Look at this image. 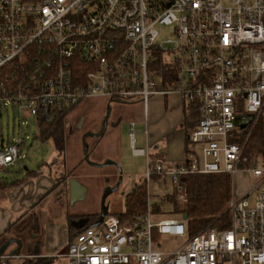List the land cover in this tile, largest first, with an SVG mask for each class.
Here are the masks:
<instances>
[{
    "label": "built area",
    "instance_id": "1",
    "mask_svg": "<svg viewBox=\"0 0 264 264\" xmlns=\"http://www.w3.org/2000/svg\"><path fill=\"white\" fill-rule=\"evenodd\" d=\"M174 95L185 110L199 106L185 161L166 165L138 148L135 123L133 154L154 156L147 180L169 178L176 197L189 176H230V229L189 237L184 219L155 222L149 206L131 224L105 216L79 232L69 264H264V158L248 154L264 127V0H0V116L11 107L39 126L103 99L141 103L147 117L151 100ZM2 140L0 173L23 158L30 137ZM241 175L251 182L239 195ZM161 237L186 241L166 252ZM21 257L5 251L0 262Z\"/></svg>",
    "mask_w": 264,
    "mask_h": 264
},
{
    "label": "rangeland",
    "instance_id": "2",
    "mask_svg": "<svg viewBox=\"0 0 264 264\" xmlns=\"http://www.w3.org/2000/svg\"><path fill=\"white\" fill-rule=\"evenodd\" d=\"M162 35L164 38H169L171 36L165 30L162 31ZM174 96L177 97L179 95ZM180 98L182 101L183 99L181 96ZM94 101L95 100L81 103L82 106L78 107L77 110L68 116L66 130L67 146L65 153L62 155L58 154L52 140L44 142L41 139L36 119H25L23 123H21L18 115L14 113L11 107L8 111L5 110L3 115L0 116V144L2 138H4L6 142H17L20 136H29L30 140L27 141V146L22 152L23 158L5 172H1L0 178H3V180H5L4 182L9 184L18 181L28 182V175L30 172L38 171L41 174L39 175L40 177L44 175L46 178L56 179V184H58L67 174L70 177L76 175L82 178L81 180L83 183L89 184L90 189H88L87 196L82 201L77 202V204L70 203V200L65 197V202L61 203V206L64 207L61 209L62 213L64 212L65 215L70 216L100 215L103 217L107 211H111L112 207L114 208V212H123L125 209L124 202L126 191L120 187V184L123 183L121 181V179L123 180V172L121 170L122 167L119 165V161H129L130 166H128V168L131 167L135 173L142 162V159L136 158L133 154L129 134L131 122L136 123L137 133H141L145 129L144 106H142V104L114 105L115 107L118 106V112L120 115H124V119L116 124L115 128H112L107 118L109 114L108 107L104 102L98 101L96 103V101ZM84 118L85 121L83 120ZM27 122H30L28 126ZM144 139L143 135H137L138 148L141 147V140ZM151 154L153 155L154 153ZM61 164H65L67 168L60 170L59 166ZM26 168L27 170H25ZM103 168L113 169L114 177L112 179L109 177V179L101 178V180H92L88 176L89 174L92 175L101 172ZM33 181H30V183ZM250 182L251 180L248 177L244 175L239 176L236 183V193L239 195L242 194L247 187L250 186ZM25 183L16 188L27 185V183ZM149 191L151 194L150 204L153 206L161 205L163 213H171V206L166 204L162 205L161 201L167 199L168 196H175L172 183L161 178L159 180L153 179L149 183L148 194ZM58 194L59 193H54L50 196V200L52 201L50 205L51 209L46 207L45 211L55 208L54 205L58 200ZM175 199L182 203L183 195ZM250 202H253V198L250 199ZM59 210H57V212H59ZM45 211L42 210L41 213L40 208L34 210L28 209L26 216H24L25 212H23L15 220V222H17L18 219L24 217L21 223L15 226L16 230L20 232V237L24 242H31L33 239L32 237L34 235L32 229L34 226L35 214H41V218L44 220ZM166 217L171 216L162 215L156 218L155 222ZM39 218L37 219L40 225ZM44 225L46 226V224ZM78 225H81V222H75L69 218L58 219L54 232L50 234V236L47 234L46 238H50L47 240L50 248L61 243L58 251L62 252L58 254L57 258L51 259L48 264H69V259L65 257L70 244L68 232L73 227L77 228ZM40 230L41 226L39 232ZM185 241L186 239L161 237L159 243L160 247H157L166 252H173L184 244ZM41 246L42 244H40L38 248ZM34 256L37 255L24 258V261H32L35 259L33 258ZM8 264H16V262L11 260Z\"/></svg>",
    "mask_w": 264,
    "mask_h": 264
},
{
    "label": "crops",
    "instance_id": "3",
    "mask_svg": "<svg viewBox=\"0 0 264 264\" xmlns=\"http://www.w3.org/2000/svg\"><path fill=\"white\" fill-rule=\"evenodd\" d=\"M93 100H95L96 103L98 101L104 102V104L108 107L109 114L107 115V118L112 128H115L116 124L120 123L124 119V115H120L118 112V106L125 104L114 103L109 105L108 102L103 99ZM114 105L118 106L115 107ZM135 105H141V103H137ZM80 106H82V104ZM185 118V103L183 100L181 101L180 96L159 97L151 100L148 107L147 117L146 113L144 112L145 129L141 133L136 132L137 135L141 134L145 138L144 140H141L140 148L145 149L148 147L150 154L154 153L153 155L160 156V160H162L166 165H177L183 163L185 161L186 154L189 148L187 142L188 133L184 125ZM83 120L85 121V118ZM136 128L137 125L135 123V131ZM135 157L142 159V162L138 167L136 173L132 170L131 167L128 168V166H130L129 161H119V165L122 167L121 170L123 172V180L121 179L123 183L120 184V187L126 191V196L135 189L136 185L146 181L148 182L149 188V183L153 179H160V177L155 176L150 180H147L146 177L148 171V163L149 161L154 160V156H151L149 161L145 157ZM66 168L67 167L65 164H61L59 166L60 170ZM113 172V169L103 168L101 172L92 175L89 174L88 176L92 180H101V178L109 179V177H111L110 179H112L114 177ZM81 179V177H78L76 175L70 177L67 174L62 180H60L59 177L60 183L56 184V179L46 178L43 175L41 177L38 176L33 179L34 181L28 180V182H26L27 185H24L20 188H14L10 191L0 189V253L2 252V250H4V252L6 251V253H16L18 255H21V258L12 261L16 262V264H24V258H30L29 256L34 255L33 253L38 247V244H42V246L39 248V255L34 256L33 258L42 257L46 260L45 264L49 263L51 259L57 258L58 254L62 252L58 251L61 243L55 247L50 248L47 241L50 238H46V236L47 234H49L50 236V234L54 232L59 218H69L75 222L78 221L76 220V218L81 215H65V213H62L61 211V209L64 208L61 206V203L65 202L64 199L66 197L70 200V203L77 204V202L82 201L87 196L88 189H90L89 184L83 183ZM161 179L170 181L169 178ZM30 181L33 182L30 183ZM54 193H59L57 195L58 200L54 205L55 208L49 211H45L46 207H49V209H51L50 205L52 201L50 200V196ZM149 198H151L150 191ZM39 208L41 210V213L42 210L45 211V219L43 220L41 218V214H35L34 220L35 217H40L39 220L41 223V230L38 234H35L33 231V226L32 233L34 236L32 237V241L24 242L20 237V232L15 228L17 224L21 223L24 217L18 219L17 222H15V220L23 212H25L24 216H26V212L28 209L34 210ZM57 210H59V212H57ZM111 211H114L113 207ZM78 222H81V225H78L77 228H71L68 232V237H70L69 243H71L80 232L79 228L86 223V220ZM44 224H46V226ZM71 231L74 235L73 238H71Z\"/></svg>",
    "mask_w": 264,
    "mask_h": 264
},
{
    "label": "trees",
    "instance_id": "4",
    "mask_svg": "<svg viewBox=\"0 0 264 264\" xmlns=\"http://www.w3.org/2000/svg\"><path fill=\"white\" fill-rule=\"evenodd\" d=\"M154 66L161 69L162 62L158 59ZM72 107L64 112L56 115L51 123L41 121L40 137L46 142L52 140L54 142L56 151L62 155L66 151V130L67 118L78 107ZM185 128L188 135L194 131L200 120L199 106L191 105L188 110H185ZM248 154L253 157L264 158V127L258 126L252 134L249 141ZM40 175V172H30L28 179L31 180ZM26 181H18L12 184L4 182L0 185V189L10 191L18 186H21ZM185 191L183 194V202L176 200V196H168L167 199L161 201V204L169 205L172 208L171 213H163L161 205L153 206L149 202L148 182L138 184L135 189L125 197V209L123 212L108 211L106 216L118 217L123 224H131L140 216L147 214L150 208L155 218L162 215H169L171 217L181 218L187 216L186 224L188 228V236L193 237L203 230H218L220 232L226 231L231 227V215L229 209V202L231 199L232 180L226 174L219 175H193L189 176L185 182ZM101 219L100 215L95 216H78L76 220H86V223L79 228L83 231L85 228L92 226ZM40 229L37 217L34 220V233L38 234ZM75 232V231H74ZM78 232V231H76ZM71 231V238H73ZM40 244H38L39 246ZM39 248L34 251V255H39ZM46 260L42 257H36L32 261L24 262V264H45ZM0 264H2L0 262Z\"/></svg>",
    "mask_w": 264,
    "mask_h": 264
},
{
    "label": "water",
    "instance_id": "5",
    "mask_svg": "<svg viewBox=\"0 0 264 264\" xmlns=\"http://www.w3.org/2000/svg\"><path fill=\"white\" fill-rule=\"evenodd\" d=\"M2 143H3V140H2ZM25 170H27V168L25 169ZM107 213V212H106ZM106 213L104 214V216L103 217H101V219L97 222V224L96 225H99V224H101V222H102V219L106 216ZM183 219L184 220H186L187 219V216H184L183 217ZM4 252V250H2V252L1 253H3ZM46 264H48V263H46Z\"/></svg>",
    "mask_w": 264,
    "mask_h": 264
}]
</instances>
